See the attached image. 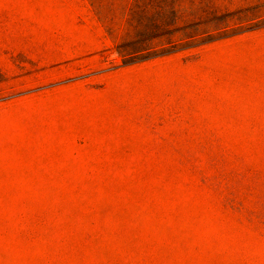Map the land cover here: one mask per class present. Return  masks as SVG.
Returning a JSON list of instances; mask_svg holds the SVG:
<instances>
[{"label": "rangeland", "instance_id": "obj_1", "mask_svg": "<svg viewBox=\"0 0 264 264\" xmlns=\"http://www.w3.org/2000/svg\"><path fill=\"white\" fill-rule=\"evenodd\" d=\"M256 9L125 62L88 0H0V264H264Z\"/></svg>", "mask_w": 264, "mask_h": 264}, {"label": "trees", "instance_id": "obj_2", "mask_svg": "<svg viewBox=\"0 0 264 264\" xmlns=\"http://www.w3.org/2000/svg\"><path fill=\"white\" fill-rule=\"evenodd\" d=\"M233 1L88 0L107 33L117 39L119 54L125 62L168 53L207 40L214 33H227L231 22L245 23L250 20L246 10L264 3L244 0L248 8L239 7L232 12L229 6ZM263 13L264 7L256 9V19L263 17Z\"/></svg>", "mask_w": 264, "mask_h": 264}]
</instances>
